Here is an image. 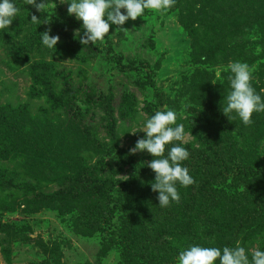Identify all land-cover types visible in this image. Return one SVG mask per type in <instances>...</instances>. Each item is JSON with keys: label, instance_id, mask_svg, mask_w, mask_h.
<instances>
[{"label": "rangeland", "instance_id": "obj_1", "mask_svg": "<svg viewBox=\"0 0 264 264\" xmlns=\"http://www.w3.org/2000/svg\"><path fill=\"white\" fill-rule=\"evenodd\" d=\"M246 1L176 0L167 11L145 10L124 25L110 24L102 42L82 45V21L68 15L67 3L46 0L41 13L26 0H15L17 18L8 31L0 30V133L14 120L17 129H38L41 159L44 146L66 153L78 138L80 148L68 152L71 170L63 171L64 164L43 175L9 173L15 163L0 156V179L15 176L0 183V264H177L179 251L190 245L242 246L249 259L264 249V112L252 116L263 129L256 137L222 112L234 61L249 65L252 86L264 98V0L251 12ZM33 15L42 23L31 21ZM45 31L59 36L55 49L41 44ZM167 109L176 112L186 133L173 144L181 143L190 154L183 166L194 183L177 185L183 207L212 201L230 211L239 196L243 208L239 220L228 216L220 222L225 231L196 219L191 232L177 237L168 231L180 222L163 223L165 238L151 244L155 249L131 252L126 242L125 249L120 245L131 236L129 211L119 206L126 202L122 182L130 189L137 178H148L142 193L150 199L147 205L166 210L165 221L167 209L177 206L160 207L158 194L151 193L152 156L129 151L145 135L137 131L143 121ZM5 143L1 136L0 154L9 150ZM234 149L236 160L227 170L223 159ZM248 152L256 157L257 173L247 165L243 175ZM209 164L221 166L213 176L217 181L207 184ZM99 198L102 205L119 206L111 220L124 226L118 234L95 227L107 214L105 207L102 214L91 213ZM157 228H147L153 242Z\"/></svg>", "mask_w": 264, "mask_h": 264}, {"label": "clouds", "instance_id": "obj_2", "mask_svg": "<svg viewBox=\"0 0 264 264\" xmlns=\"http://www.w3.org/2000/svg\"><path fill=\"white\" fill-rule=\"evenodd\" d=\"M67 3L68 15L82 21L83 34L79 35L80 44H95L103 41L109 33L110 24L121 26L128 20L143 17L145 10L164 12L175 5L176 0H61ZM46 0H26L39 12ZM124 10L123 12L121 10ZM19 9L15 0H0V30L6 32L13 20L17 18ZM31 21L42 23L41 19L33 15ZM50 31V30H49ZM49 31L41 33V44L48 49H55L59 36L50 35ZM229 91L225 97L222 112L228 117L234 114L242 124L250 126L253 123V113L264 112V98L252 86V73L245 62L234 61L229 66ZM144 137L136 141L130 149L131 154L146 151L152 156L147 167L154 174L151 190L158 193V205L167 207L170 203H179L181 199L177 185L187 187L194 183L183 162L189 158L188 150L181 143L186 133L183 124L177 123V114L172 109L156 111L143 121ZM132 132V133H136ZM172 145L165 154L166 146ZM177 264H264V249L257 248L251 253L242 246L204 247L190 245L179 251Z\"/></svg>", "mask_w": 264, "mask_h": 264}, {"label": "trees", "instance_id": "obj_3", "mask_svg": "<svg viewBox=\"0 0 264 264\" xmlns=\"http://www.w3.org/2000/svg\"><path fill=\"white\" fill-rule=\"evenodd\" d=\"M246 5V11L250 10L253 11V9L257 7H261L262 1L260 0H247ZM256 7V8H257ZM194 49V48H193ZM195 51V49H194ZM233 119V118H232ZM226 119L229 121L231 124H239L242 132L246 133L249 132L250 136L256 137V136H263V129L260 128L259 123L253 122L250 126H246L241 123V121L237 119ZM18 126L15 122V120L12 122V125L10 128H8V132L4 131L3 133H0V137L2 136L3 140L6 141L5 145L8 146L9 150L7 152L1 153L0 156L3 159H11L13 163H15L14 168L9 171V173L15 172V170H22L23 172L26 171L29 172L30 174L34 175H43L45 174L46 169H49V171H53L55 169L57 170H63L64 164H67L68 167L65 170H71V167H73L74 162L72 163V158H68V152L71 153H76L79 152L80 148V142L77 139H73L70 148L67 150L66 153H64L61 149V147H54L50 148V150H46V146L43 147V154H45V157L42 158V154H40V147L38 143H43V140L40 137L38 129L36 130L35 128H31L30 132L27 129L26 126L21 125V128L17 129ZM37 128V127H36ZM6 130V127L4 128ZM59 143L62 142V139L59 138L57 140ZM24 143V144H23ZM243 146V145H242ZM246 148V147H245ZM236 153L237 150H233L231 153L230 151L228 152V156L226 159H223L225 162L226 166L233 165L235 162L236 158ZM245 165L243 172H241L243 175L245 174L246 171V166L249 165L252 171L256 170L252 169V162L256 159L254 158L253 153L246 154L245 156ZM227 167V170L230 169L231 166ZM221 164L217 167L214 165H208L207 167L209 168V175L207 174L206 183H214L217 181V179L214 176L215 173H217V170H220L219 167ZM0 171H2L0 169ZM8 172V171H7ZM50 172V173H51ZM15 177V176H14ZM14 177L10 178H3L5 180L0 179V183L3 182L5 183L6 181H13ZM50 177V175H49ZM244 177V176H242ZM214 178V179H213ZM18 179V178H17ZM16 179V180H17ZM148 178L145 177H139L133 182V188L128 189V183L126 182L125 184L122 182V186L125 187L121 191L123 192V200H126L125 204L120 205L124 207L125 209H128L129 213H127V225L129 230H131V236L126 237L123 242H121L122 249H125V242L128 244V250L129 251H134L137 248L142 249L143 252H147L150 249H155L152 247L151 244L155 242H159L162 238H165L163 234H161L163 231H166L163 227L162 224L166 225H172L180 222V224L173 229H169V234L177 235L179 237L180 235L185 234L186 232H191L190 229L193 228L194 226V221L196 219H201L203 222L206 223H214V224H219L221 228L224 227L220 223L224 218L230 219L231 217L236 218L239 220V214L241 211V207L243 208V204L241 202L240 197H236L234 204L232 205V209L230 211L226 210L225 206L222 207H217L216 203H212V201H207V202H198L196 205H193L188 208L183 207V195H181L180 202L177 203V206L174 208H168L167 213L165 214L169 218L163 216L165 211H161L159 209H154L150 205H147V202L149 199L148 196L144 195L142 192L146 188V183H148L149 180ZM204 181V182H205ZM12 185V184H11ZM18 185V184H17ZM24 184H22L23 186ZM12 187H18L16 185H12ZM153 196H156L158 193L156 192H151ZM120 197H116V199ZM153 197L151 198V200ZM122 200V201H123ZM2 204V202H0ZM152 205V204H151ZM75 207L78 208V205H74ZM118 205H113L112 207L108 206L107 203L105 202L104 205H102V199L99 198L97 204L93 208L91 213H94L95 211L99 212L100 214L103 213L104 207H105V212L107 211L106 217H105V222L103 219V223L96 224L95 227H97V230H108L111 231L112 234L115 235V233L120 232L124 228V226H121V223L113 224L111 223V220L115 217V213H117L116 208L119 209ZM231 206V205H227ZM40 207V205H39ZM217 210V215L214 216L213 211ZM163 213V214H162ZM233 215V216H232ZM226 216V217H225ZM231 216V217H228ZM93 219H90L92 221ZM148 225L150 226L151 229H154L155 226H157V230L159 229V235L154 236V238H157L153 242L152 240V230L148 231ZM94 227V229H95ZM225 231V230H224ZM157 233V232H156Z\"/></svg>", "mask_w": 264, "mask_h": 264}]
</instances>
